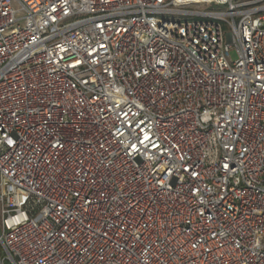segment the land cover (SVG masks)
<instances>
[{"label":"built area","instance_id":"1","mask_svg":"<svg viewBox=\"0 0 264 264\" xmlns=\"http://www.w3.org/2000/svg\"><path fill=\"white\" fill-rule=\"evenodd\" d=\"M0 214V264H264V0H0Z\"/></svg>","mask_w":264,"mask_h":264},{"label":"rangeland","instance_id":"2","mask_svg":"<svg viewBox=\"0 0 264 264\" xmlns=\"http://www.w3.org/2000/svg\"><path fill=\"white\" fill-rule=\"evenodd\" d=\"M231 56L233 59L237 58V55L234 51L231 52ZM0 230H1V214H0ZM2 255H4V252L2 251Z\"/></svg>","mask_w":264,"mask_h":264}]
</instances>
